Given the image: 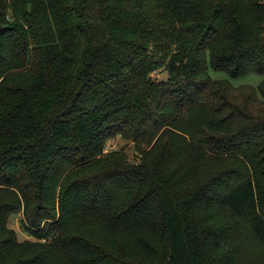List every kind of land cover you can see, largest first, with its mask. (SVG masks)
Wrapping results in <instances>:
<instances>
[{"label":"trees","instance_id":"1","mask_svg":"<svg viewBox=\"0 0 264 264\" xmlns=\"http://www.w3.org/2000/svg\"><path fill=\"white\" fill-rule=\"evenodd\" d=\"M249 74L264 0H0V264H264Z\"/></svg>","mask_w":264,"mask_h":264},{"label":"rangeland","instance_id":"2","mask_svg":"<svg viewBox=\"0 0 264 264\" xmlns=\"http://www.w3.org/2000/svg\"><path fill=\"white\" fill-rule=\"evenodd\" d=\"M210 74L214 79H229L226 73L222 71H215L212 68H210ZM154 75L157 78H163L168 76L165 71L156 72ZM263 79H264V75L249 74L237 79H233L231 81L235 87L242 85H251L257 88ZM122 148L124 149L125 153L130 157L131 160L136 159L137 153L134 148L133 142H126L120 136L112 138L108 141L107 148L104 153L108 154L110 151L112 152L116 150H121ZM212 178L213 177L211 176L203 178L200 185L209 182ZM22 218H23V214L21 211L18 214L12 215L9 222V226L17 232L20 241L25 239H31L30 236L23 230V226L21 223Z\"/></svg>","mask_w":264,"mask_h":264}]
</instances>
